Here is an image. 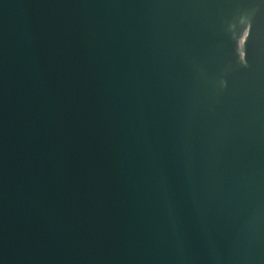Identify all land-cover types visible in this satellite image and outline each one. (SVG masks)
Wrapping results in <instances>:
<instances>
[{
    "label": "water",
    "instance_id": "water-1",
    "mask_svg": "<svg viewBox=\"0 0 264 264\" xmlns=\"http://www.w3.org/2000/svg\"><path fill=\"white\" fill-rule=\"evenodd\" d=\"M0 264H264V0H0Z\"/></svg>",
    "mask_w": 264,
    "mask_h": 264
}]
</instances>
